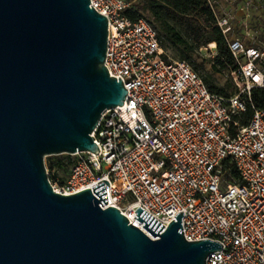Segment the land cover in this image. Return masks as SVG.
<instances>
[{"label":"water","instance_id":"1","mask_svg":"<svg viewBox=\"0 0 264 264\" xmlns=\"http://www.w3.org/2000/svg\"><path fill=\"white\" fill-rule=\"evenodd\" d=\"M91 0H0V264H207L220 242L189 241L139 207L132 224L102 180L56 192L45 158L99 147L102 114L128 90L106 65L109 26Z\"/></svg>","mask_w":264,"mask_h":264},{"label":"built area","instance_id":"2","mask_svg":"<svg viewBox=\"0 0 264 264\" xmlns=\"http://www.w3.org/2000/svg\"><path fill=\"white\" fill-rule=\"evenodd\" d=\"M108 19L105 65L122 79L123 106L107 109L92 136L95 154H76L66 180H49L70 195L102 180L108 202L151 236L135 216L139 207L164 226L184 211V236L223 245L207 264H264V110L252 102V89L264 87L258 63L264 52L236 39L239 64L232 72L238 91L230 97L209 90L184 60L166 58L158 30L145 18L126 15L128 0H91ZM224 33L230 28H224ZM252 105L242 125L236 115ZM230 159L238 178L228 176Z\"/></svg>","mask_w":264,"mask_h":264},{"label":"trees","instance_id":"3","mask_svg":"<svg viewBox=\"0 0 264 264\" xmlns=\"http://www.w3.org/2000/svg\"><path fill=\"white\" fill-rule=\"evenodd\" d=\"M145 13L148 14L147 20L158 30L164 50L173 51L176 59L190 63L202 76L211 92L230 97L238 91L232 72L239 68V64L230 46L237 38L231 37V29L224 33L219 25L217 11L210 0H146L143 4L131 6L126 11V15L132 20L142 18ZM210 44L215 45L216 55L210 58L203 57L204 62L197 63L196 58L202 57L201 49ZM246 46L264 52L250 42ZM206 63L209 64V70ZM258 67L264 71V60L258 63ZM252 102L255 107L264 110V87L252 89ZM252 116L253 108L248 104L246 112L236 115V119L245 125ZM58 157L56 162L50 163L48 169L55 166L63 168L66 159ZM225 163L229 167L228 176L231 179L238 178L235 164L230 159ZM64 180L66 179L62 181Z\"/></svg>","mask_w":264,"mask_h":264},{"label":"rangeland","instance_id":"4","mask_svg":"<svg viewBox=\"0 0 264 264\" xmlns=\"http://www.w3.org/2000/svg\"><path fill=\"white\" fill-rule=\"evenodd\" d=\"M146 0H131V6L137 4H143ZM211 4L217 11V16L224 28H230V35L233 38H237L243 43L257 45L260 50L264 51V0H210ZM145 19H148V14L143 15ZM201 56L197 57L196 62H204L203 57L210 58L216 55V49L214 44H210L208 47L201 49ZM168 56L176 59L173 51H167ZM207 70H209V64H205ZM263 69V67H262ZM61 158H65L66 161L62 169L54 168L49 169L51 174L50 179L53 181L61 182L63 179H67L68 174L76 160L77 155H58ZM58 156H47L45 158V164L48 169L51 162H56ZM69 161H72L69 163Z\"/></svg>","mask_w":264,"mask_h":264},{"label":"bare ground","instance_id":"5","mask_svg":"<svg viewBox=\"0 0 264 264\" xmlns=\"http://www.w3.org/2000/svg\"><path fill=\"white\" fill-rule=\"evenodd\" d=\"M137 225H139V223H136ZM140 226V225H139ZM149 233V232H148ZM151 236H152V234L151 233H149Z\"/></svg>","mask_w":264,"mask_h":264}]
</instances>
